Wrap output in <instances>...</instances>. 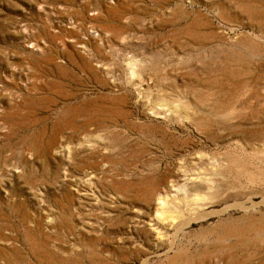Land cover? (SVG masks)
Wrapping results in <instances>:
<instances>
[{"label": "rangeland", "instance_id": "obj_1", "mask_svg": "<svg viewBox=\"0 0 264 264\" xmlns=\"http://www.w3.org/2000/svg\"><path fill=\"white\" fill-rule=\"evenodd\" d=\"M0 264H264V0H0Z\"/></svg>", "mask_w": 264, "mask_h": 264}]
</instances>
